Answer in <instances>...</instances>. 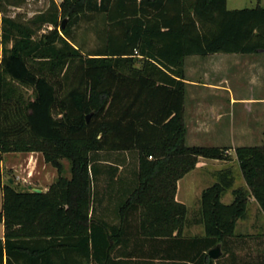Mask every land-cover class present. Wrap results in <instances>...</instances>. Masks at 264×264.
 Wrapping results in <instances>:
<instances>
[{
    "label": "trees",
    "instance_id": "16d2710c",
    "mask_svg": "<svg viewBox=\"0 0 264 264\" xmlns=\"http://www.w3.org/2000/svg\"><path fill=\"white\" fill-rule=\"evenodd\" d=\"M29 1L0 0V264H156V254L144 248L117 249L124 228L139 224L144 207L142 228L170 221L171 214L181 235L187 207L174 202L177 179L199 158L228 159V148L186 145L184 59L264 52V6L64 0L62 28L58 7L27 22L8 14ZM81 16L94 20L102 44L87 54L72 36ZM9 81L32 88L34 97L20 99ZM33 143L58 171L46 192L3 182L5 152H32ZM236 155L248 188L234 187L231 168L219 171L201 194L205 236L193 241L202 245L154 248L163 251L157 254L163 264H214L209 250L234 233L251 196L264 212V146H238ZM62 158L71 162V177L63 175ZM124 167L138 170L126 175ZM229 190L226 204L221 198ZM162 195L171 207L141 204Z\"/></svg>",
    "mask_w": 264,
    "mask_h": 264
},
{
    "label": "crops",
    "instance_id": "0c3cea01",
    "mask_svg": "<svg viewBox=\"0 0 264 264\" xmlns=\"http://www.w3.org/2000/svg\"><path fill=\"white\" fill-rule=\"evenodd\" d=\"M190 61L187 63L186 58L190 57ZM185 60V104H184V121L186 126V145H203V143H209L204 140L201 141V137H210L213 131H208V126L201 121L199 116L193 113V119L190 121L188 108L199 107L201 105L208 106L209 112L218 117L211 127L217 129L235 128V119L231 121L230 116L227 118V122L221 125L219 117L221 116L220 108L224 112L231 113V107L239 103H254L264 102V98L246 95L242 93H236L235 87L241 86L244 80L253 79L254 85L264 83V52L261 53H210L207 56L190 55ZM199 56V58H198ZM239 67V71L235 72L234 68ZM245 67L252 70L251 75L245 76ZM244 72V73H242ZM208 75V77H207ZM215 75V76H214ZM239 83V84H238ZM210 100V101H209ZM245 131V130H244ZM239 131L240 136H245L246 131ZM231 135V134H230ZM238 134H234V137ZM225 136L219 138L225 140ZM231 142V140L226 143ZM229 144L214 145L228 148ZM233 145V144H232ZM252 145L251 143H245L238 146ZM204 159V158H203ZM202 158L196 164L193 171L187 173L184 177L180 178L177 182V190L174 196V202H182L187 207V214L185 217V223L181 229V235H179V226L174 228L173 222L163 221L160 224H154L153 227H149L150 223H147L142 228L141 224V211L145 208H140L139 224L125 227L124 242L123 245H118L117 249H146L145 251L154 252L156 255L154 260L156 264H163L164 259L157 254H163L157 252L154 248L159 247H177V246H195L202 245L197 241H193L195 237L205 236V225L201 220V194L205 189L195 191L192 197L193 205H189L187 201L181 196L182 182L191 175L195 170L201 168ZM122 168V167H121ZM123 169V168H122ZM133 169V168H132ZM138 169L131 170V168L124 167V173L131 175ZM169 171V170H168ZM4 179V176H3ZM40 188V187H37ZM32 189V188H31ZM43 192L49 190V188L42 187ZM231 190L224 194L221 198L226 204H229L233 199ZM229 198V200H227ZM141 204H150L154 207L163 204H169L171 207L170 197L162 195L158 199L144 198ZM139 226V227H138ZM153 232L156 235L151 236L149 233ZM222 244V256L218 259H214V264H264V212L261 210L259 203L253 196L249 198V204L247 208V214L244 218L239 219L235 227L234 233L228 236L224 241L218 242ZM217 243V244H218ZM225 244V245H223ZM178 248V247H177ZM147 251V252H148ZM178 249L171 250V255H176ZM172 261H175L174 258Z\"/></svg>",
    "mask_w": 264,
    "mask_h": 264
},
{
    "label": "rangeland",
    "instance_id": "374dc122",
    "mask_svg": "<svg viewBox=\"0 0 264 264\" xmlns=\"http://www.w3.org/2000/svg\"><path fill=\"white\" fill-rule=\"evenodd\" d=\"M63 1L64 0H31L20 8H9L8 14L10 16H17L21 21L27 22L30 18L40 12H47L49 9H54L55 7H58V10H60V23H62L65 18L68 17V15L65 13L66 11L63 13L64 10L61 6ZM226 5L229 9L255 8L260 5L264 6V0H227ZM80 14L84 15V12L82 11L80 12ZM93 22L94 20L90 21V18L88 16H81V19L77 20V22L72 26V36H74L76 39L75 44L80 47L81 51L84 54H87L88 52H93L99 49L102 45L99 43L97 35L94 34V28L91 27V25H93ZM50 28L51 26H49L48 24L44 25L43 30L40 33L47 32V30ZM191 57L192 56L186 58L187 63L190 61ZM35 63L38 66L42 65L41 62ZM143 64V59H140L137 61V63H135V67L142 68ZM44 65L45 64L43 63V66ZM238 68L239 67L234 68L235 72L237 73L241 72ZM252 73L253 72L250 68L245 67V76L251 75ZM11 84L12 88L15 90L16 96L20 99L26 101L27 99H31L34 97L32 88H29L16 81L11 82ZM240 84L242 85H236L235 87V92L237 94L242 93L246 95L260 97L261 99L264 98L263 81L258 85H254L255 83L253 79H246ZM209 108L210 107L204 105H201L197 108L195 106H190L187 111L189 113V117L191 116L190 121L193 119L192 110L194 109L193 113L199 116L201 121H203L206 126H208V131H213L210 137H201V141L204 140L206 142H209L203 143V145L222 146L223 144H230L231 142L226 143L229 140H231L233 143H231V145H229L230 147H228V159L217 160L212 158H202L203 162L201 164V168L195 170L182 182V189L180 193L189 205H193L192 197L195 191H199L201 189L211 186V184L217 180L218 172L221 170L231 168L235 178L234 187L241 186L245 189L248 188V184L246 183L244 174L241 171L240 165L237 160L236 147L237 145L245 143H251L252 145H258L261 147L264 146L263 101L244 104L237 103L235 107H231V113L224 112L223 110H221L222 108H220L219 111L222 113L219 117L221 125L227 122V118L230 116L229 114H231V121L235 119V128L231 127L227 129H222L218 127L217 129H213L211 126L214 125L213 123L218 117L210 113ZM240 130H245L247 134H245V136H240ZM235 133L238 135L234 137ZM223 136H225V138L227 139L218 141L219 138H222ZM32 145L38 147V149L32 150V152H25L19 150L5 152L4 159L2 162L4 183H8L11 179L12 183H10V185H12L14 188L16 187L19 190L25 191L31 190V188L33 187L48 188L51 183L57 179L58 171L51 163L46 161L45 153L43 152V149H40L41 145H37L35 143H33ZM61 162L64 170L63 175L67 178L71 177V162L65 158H62ZM178 180L179 179H177V182ZM231 193L229 192L228 197H230L229 195ZM227 200H229V198H227ZM2 202L3 191L2 189H0V211L2 210ZM4 233L5 225L0 221V238L4 236Z\"/></svg>",
    "mask_w": 264,
    "mask_h": 264
},
{
    "label": "water",
    "instance_id": "95a60500",
    "mask_svg": "<svg viewBox=\"0 0 264 264\" xmlns=\"http://www.w3.org/2000/svg\"><path fill=\"white\" fill-rule=\"evenodd\" d=\"M68 17L65 18V20L62 22L61 27L65 28V25L67 23ZM88 119H90V113L87 115ZM10 183H12V180H9ZM32 190L36 191V192H43V190L41 188H37V187H33ZM222 244H216L215 246L212 247V249L209 250L208 255H210V257L213 259H218L222 256Z\"/></svg>",
    "mask_w": 264,
    "mask_h": 264
}]
</instances>
